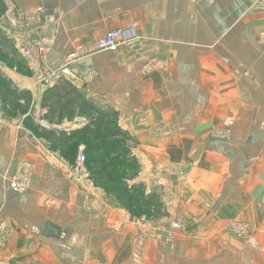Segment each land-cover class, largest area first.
I'll return each instance as SVG.
<instances>
[{"label":"crops","instance_id":"obj_1","mask_svg":"<svg viewBox=\"0 0 264 264\" xmlns=\"http://www.w3.org/2000/svg\"><path fill=\"white\" fill-rule=\"evenodd\" d=\"M254 1L15 0L57 19L44 31L56 43L46 70L61 66L73 47L137 22L138 48L92 51L71 67L82 89L69 83L85 103L117 116L116 129L130 136L142 165L135 182L145 193L142 207L157 214L127 213L98 176L80 179L50 149L60 150L47 130L25 128L29 114H46L41 100L51 87L5 70L17 90L31 93V107L11 124L0 120V220L14 227L4 230L0 262L32 264L45 258L39 252L60 257L62 248H82L86 264H264V11L253 10ZM149 60L162 62L163 72L145 75ZM227 119V141L214 138ZM90 120L75 108L57 128L74 132ZM16 173L29 181L22 196L8 187ZM152 187L162 193L158 204ZM172 222L182 229L171 230ZM46 223L55 235L43 236ZM248 235L260 251L244 244Z\"/></svg>","mask_w":264,"mask_h":264},{"label":"rangeland","instance_id":"obj_2","mask_svg":"<svg viewBox=\"0 0 264 264\" xmlns=\"http://www.w3.org/2000/svg\"><path fill=\"white\" fill-rule=\"evenodd\" d=\"M258 2L257 0L254 1L251 8L260 10L256 7H254V4ZM261 11H264L262 9ZM53 14V13H52ZM58 15H63V12ZM57 19L56 17L45 13V10L41 7H26L22 8L18 4H16L15 0H0V72H3L7 70L8 72H14L16 75H19L22 78L25 79H33L35 83L42 86V88H49L53 87L58 83L59 79H63L66 82H70L72 85L75 84V86H81V80H76L72 69V65L77 60L86 57L91 53L93 43L90 44L88 47H82L83 45H79L76 47H73L71 51H69L65 55V61L61 66H58L56 70H46L43 66V63L45 61V58L47 56L48 50L51 48V46L55 43L51 42V39L48 38L44 31L45 29L49 28L50 26H56ZM137 23V22H133ZM133 23H130L128 27H131ZM139 28V26H138ZM138 33V30H137ZM139 35V34H138ZM140 37V36H139ZM56 44V43H55ZM58 47L60 50L63 47V44L57 42ZM140 46V45H139ZM79 47V48H78ZM133 50H129L133 52ZM115 51H107L110 53H115ZM75 55V59H71L70 56ZM69 58L71 61H69ZM78 58V59H77ZM149 64H160V69L158 70H149L145 71L146 67ZM66 69L68 73L70 74H62L61 71ZM164 66L162 62L158 60H149L148 62L144 63L142 66V72H144L145 75L149 74H155L163 72ZM58 73V74H57ZM78 78V77H77ZM79 79V78H78ZM80 83V84H79ZM106 107H104L105 109ZM101 109L102 112H107L105 109ZM24 115V114H23ZM22 114L19 113H12L8 109H4L0 104V120L4 121L6 124H11L13 119L16 118H23ZM41 116H38L37 114H29L28 124H24L25 128H31L35 125L37 128H35L36 135L39 134V131H44L46 129H43L40 126V122L38 118ZM111 118L116 121V125L119 121L117 116L113 115ZM224 125V130L221 133L215 132L213 134L214 138L218 140H225L227 141L230 129L232 127V122L230 119H227ZM90 125V124H89ZM67 130L64 128H54L56 133H59L60 130ZM29 130V129H28ZM195 132V131H194ZM193 132V133H194ZM121 133V132H120ZM41 139L42 137H38ZM214 140V139H213ZM113 148L110 150V155L108 153L107 158L105 160V163H100L99 166L95 165H87L86 160L87 156L85 155V149L82 145L75 143H71L70 145H67L65 147L60 148V150H56L53 148H50L51 150H54L53 152L57 153L58 156H62L65 160L69 161L71 163L70 165L73 166L72 170L76 173L78 171L83 172V175L89 176V179L91 177H97V172L100 171L102 175H99L98 179L100 180V188L106 193L115 198V200H119L121 203H119V206L121 209H125L127 213H130L132 216L135 217H141L147 215V219L155 218V215L157 214V208H155L154 212H149L148 210L143 209L144 205V199H145V193L143 192V186H139L138 184H135L137 181V177L139 176L142 165H140L137 160L135 159L134 153H136V150L129 147V144H131L130 136L128 134H122L115 139ZM107 146V145H106ZM109 149V148H108ZM84 154L85 161L83 165H79L77 162V158L80 155V153ZM71 166V167H72ZM107 172H110L113 174V179L116 178V180L119 179L117 182V186H120L119 191H115L113 189V185L111 181H109V177H107ZM17 174V173H16ZM22 174V173H21ZM159 186V183H158ZM160 188L159 187H152V195L151 198L153 199V202L158 204L160 202ZM18 195V194H17ZM23 194H20L19 196H22ZM148 199V196H147ZM130 200V201H127ZM129 203V204H128ZM134 205L137 206V208H134ZM153 220V219H152ZM3 219L0 220V249L2 248V242L3 235L7 233V231H4L5 229L9 228L14 229V227L5 220L6 226L3 225ZM174 224H179L172 222L171 230H173L172 226ZM180 229L177 231H180L181 225L179 224ZM174 231V230H173ZM8 237V235H7ZM247 237V238H246ZM245 240H243L244 244L249 245V238H252L250 235L246 236ZM8 240V239H7ZM6 240V241H7ZM5 241V242H6ZM171 240H169L170 242ZM168 242V243H169ZM252 247V246H251ZM255 248V247H253ZM257 251H260L261 248L258 246L256 247ZM82 248H78L75 250H69L67 248H62L59 251V256L56 257L55 254H52L51 251H43L39 252L43 255H45L44 259H47L48 257L54 258L47 259V260H39L37 263L32 264H86L82 258L79 260L78 256L83 257V251H81V254L79 251ZM29 254V253H28ZM178 264V262H175V259L172 261H169V264ZM0 264H9V262L4 263V261L0 262ZM93 264H106V263H93ZM126 264H132L131 262H127ZM143 264H149L148 262L143 261ZM150 264H163V261H157L154 260Z\"/></svg>","mask_w":264,"mask_h":264},{"label":"trees","instance_id":"obj_3","mask_svg":"<svg viewBox=\"0 0 264 264\" xmlns=\"http://www.w3.org/2000/svg\"><path fill=\"white\" fill-rule=\"evenodd\" d=\"M0 104L12 113L26 115L31 107V93L17 90L9 80L0 74ZM41 105L42 109L47 110L42 119L56 127L62 124L65 119L70 120L74 117L75 108L78 109L81 116L91 118L90 125L74 130V132H59L58 137L52 133L53 131L50 132L51 130H47L45 134L58 148L75 142L82 145L87 156V165L99 166L100 163H105L108 155L107 150H111L106 145L109 141L120 136L114 120L107 112L97 110L90 103H85L82 95L63 79H59L55 86L44 92ZM96 174L98 177L102 175L100 171ZM107 175L113 189L119 191L120 186H117L119 179H113V174L110 172H107Z\"/></svg>","mask_w":264,"mask_h":264},{"label":"built area","instance_id":"obj_4","mask_svg":"<svg viewBox=\"0 0 264 264\" xmlns=\"http://www.w3.org/2000/svg\"><path fill=\"white\" fill-rule=\"evenodd\" d=\"M257 1L258 2L254 4V7L260 10L264 9V0H257ZM137 30H138V24L133 23L131 27L117 28L116 30L110 31L94 41L92 50L94 52L114 51L117 50L119 47H124L127 50L136 49L139 47L141 43ZM70 58L75 59V55L74 56L71 55ZM70 58L69 61H71ZM158 69H160V64H154V65L149 64L146 67L145 71L158 70ZM61 73L64 75L70 74L66 69L61 71ZM75 78L76 80H79L77 77ZM38 120L40 122V126L43 129L52 131L54 130V128H56V126L50 124L47 120H43L42 117L38 118ZM84 161H85V157L84 154L81 152L77 158V162L79 165H83ZM75 174H77L80 179H84L86 177V175H83V172L81 171H78ZM8 187L13 194L20 195L28 190L29 181H27V178L23 174L17 173L10 178ZM172 228L174 231L180 229L179 224H174ZM248 240L249 243H251L250 245L254 246L255 248L258 247V243L254 240L253 237L249 238Z\"/></svg>","mask_w":264,"mask_h":264},{"label":"water","instance_id":"obj_5","mask_svg":"<svg viewBox=\"0 0 264 264\" xmlns=\"http://www.w3.org/2000/svg\"><path fill=\"white\" fill-rule=\"evenodd\" d=\"M44 226H45L44 232H43L44 237H47L48 235H55L56 234V230L53 226H51L48 223H46Z\"/></svg>","mask_w":264,"mask_h":264}]
</instances>
